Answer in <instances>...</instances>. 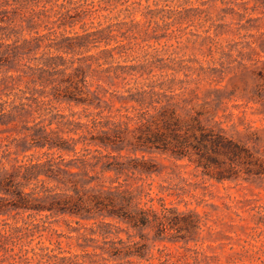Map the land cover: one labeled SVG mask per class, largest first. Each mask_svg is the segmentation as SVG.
<instances>
[{
	"label": "rangeland",
	"instance_id": "rangeland-1",
	"mask_svg": "<svg viewBox=\"0 0 264 264\" xmlns=\"http://www.w3.org/2000/svg\"><path fill=\"white\" fill-rule=\"evenodd\" d=\"M27 13L43 22L38 31L43 34V62L54 60V78H61L59 69L70 68L68 74L82 68L91 91L101 92L97 84L119 95L156 90L168 95L182 116L199 113L204 125L221 129L249 153L235 165L237 178L223 182L204 176L186 161L174 164L162 157L153 158L158 175L130 180L132 186L150 189L153 201L147 206L153 210L163 204L178 214H193L199 222L187 241L154 242L153 231L147 229L141 241L129 231L146 247L144 259L136 264H264V0H33L25 19ZM95 31H103L102 39L93 37L87 49L73 54L55 49L62 36ZM31 35L25 31L23 36ZM4 78L12 91L3 86ZM26 86L16 72L1 68L3 108L18 105L21 91L31 96ZM111 105L112 112L120 108L119 103ZM45 108L75 113L74 118L82 120L96 112L75 104ZM46 119V111L0 117V168L10 172L43 161L44 150L34 146L31 134ZM0 220L20 231L15 235L22 237L25 250L47 249L66 256L94 253L79 248L91 236L92 223L76 224L70 217L43 212H12ZM118 238L125 241L128 236L121 232ZM2 259L0 264H16L7 255Z\"/></svg>",
	"mask_w": 264,
	"mask_h": 264
},
{
	"label": "trees",
	"instance_id": "trees-1",
	"mask_svg": "<svg viewBox=\"0 0 264 264\" xmlns=\"http://www.w3.org/2000/svg\"><path fill=\"white\" fill-rule=\"evenodd\" d=\"M32 1L0 0V69L16 72L19 81H26V90L33 92L26 96L27 92L21 91L20 103L9 105L8 110L3 108L6 103L0 104V117L13 119L32 111H46V124L31 134L34 146L44 150L43 161L20 165L10 172L0 168V216L43 212L70 217L76 224L92 223L91 236L84 238L79 248L94 253L66 256L47 249L25 250L22 237L15 235L20 231L0 220V258L4 260L7 255L16 264H136L147 252L145 244L134 241V237L138 235L143 241L146 229L153 231L154 242L168 238L187 241L193 228L199 226L194 215L178 214L163 204L159 211L153 210L147 206L153 201L150 189L145 191L129 181L158 175L154 157L174 164L186 161L218 182L236 179L235 165L249 157L248 151L221 129L204 125L199 113L182 116L167 100L168 95L156 90L119 95L97 84L101 92L91 91L82 68L68 74L70 68L59 69L61 78H54L56 71L50 68L54 60L43 62V34L38 32L43 22L28 13L24 18ZM61 21L65 27V14ZM25 31L32 35L24 37ZM102 33L62 36L55 49L73 54L87 49L93 37L102 39ZM38 54L42 57L37 58ZM32 61L34 66L30 65ZM5 80L3 86L12 91ZM29 85L41 89H30ZM114 102L120 108L112 112ZM52 103L75 104L96 112H88L82 120L75 119V113L43 110V105ZM121 232L128 236L125 241L118 238ZM181 232L187 236L172 235Z\"/></svg>",
	"mask_w": 264,
	"mask_h": 264
}]
</instances>
